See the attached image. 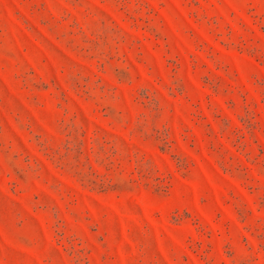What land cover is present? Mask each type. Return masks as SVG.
I'll use <instances>...</instances> for the list:
<instances>
[{
  "label": "rangeland",
  "instance_id": "374dc122",
  "mask_svg": "<svg viewBox=\"0 0 264 264\" xmlns=\"http://www.w3.org/2000/svg\"><path fill=\"white\" fill-rule=\"evenodd\" d=\"M0 264H264V0H0Z\"/></svg>",
  "mask_w": 264,
  "mask_h": 264
}]
</instances>
